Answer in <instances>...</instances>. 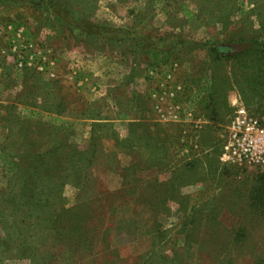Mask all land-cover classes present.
I'll use <instances>...</instances> for the list:
<instances>
[{"label":"rangeland","instance_id":"obj_1","mask_svg":"<svg viewBox=\"0 0 264 264\" xmlns=\"http://www.w3.org/2000/svg\"><path fill=\"white\" fill-rule=\"evenodd\" d=\"M39 2L0 0V195L11 182L19 195L15 168L22 153L53 145L58 134L84 153L95 123L102 151L84 189L67 183L57 195L63 207L43 201L48 206L39 212L21 211L16 234L24 233L19 239L30 250L24 257L0 253V264L263 259L264 207L251 197L264 168L224 163L222 148L237 106L264 119V54H243L244 41L264 42V0H46L54 5L50 13ZM96 26L123 32H110L120 42L84 30ZM143 39L172 48L169 63L153 64L138 45ZM210 43L240 57L216 61L205 47ZM90 62L102 64V77ZM30 80L35 97L25 101L27 89L19 95L15 87ZM38 106L56 117H44ZM124 139L129 149H121ZM70 170L65 166L63 176ZM56 180L32 182L36 201ZM127 203L144 233L136 240L128 225L117 224L123 218L117 206ZM152 204L160 210L153 218ZM57 209L61 231L46 222Z\"/></svg>","mask_w":264,"mask_h":264},{"label":"trees","instance_id":"obj_2","mask_svg":"<svg viewBox=\"0 0 264 264\" xmlns=\"http://www.w3.org/2000/svg\"><path fill=\"white\" fill-rule=\"evenodd\" d=\"M39 2L41 5V8L45 13H50L52 8H54V5L51 2H46V0H40ZM38 4V3H37ZM59 14L58 11H55L54 14ZM99 27V28H98ZM96 26V30H89L84 28V30L87 31L88 34L98 36V39L100 41H107L110 43H113L114 41L120 42L121 38L119 36H112L111 33H121V31H118L117 29L112 28H105L109 29V31L106 34L105 30H102V27ZM80 29H83V27L79 26ZM117 33V35H118ZM247 43L246 48L248 51L243 52V54H248L250 52H257L259 54H264V42H258L256 39H253L251 41H244ZM138 45L143 53H145L151 62L157 66H160L161 62L164 65H167L169 63L172 53V48L165 50L161 49L159 47H156L155 44H145V39L138 42ZM205 47L207 49H210L212 54H215L216 61H221L222 59H234L239 58L240 56L238 53H233L231 55L227 54V51L223 48H218L210 44H206ZM98 117V114H97ZM98 118H93V120H97ZM102 122V121H101ZM96 124H93V131L91 133V139L89 141V147L88 150H85L84 153H75L72 151V148L68 146L67 140L65 138L59 137V134L57 135L55 141L53 142V145L48 144L45 148H43L39 152H32L31 148H26V151L22 153L21 159H25L21 161V165L17 164L15 170L18 180V186H20V193L19 195H13L12 192H14V188L11 191L10 186L13 185L12 182L7 186L6 190L3 194L0 195V231H3L2 239H0V253L1 254H8L13 251H16L19 253L20 256L24 257L26 256L28 250H30L27 240H20L19 236H24L23 232L16 234V231L18 230L15 228V225L17 223V220L19 215L22 214L21 211L27 210L33 211V212H39L42 207H47L50 205L51 208L55 207L59 208V206L63 207L62 196L63 187L67 185V183H71L73 187H81V189L85 188L86 181L89 180L91 175V169L93 167V164H95L96 159L98 157V150H100V147L95 143L94 136L97 134V130L95 129ZM118 144V143H117ZM121 149H129L130 148V142L128 139L122 140L120 143ZM67 148H66V147ZM118 146V145H117ZM102 151V150H100ZM83 154V156H82ZM72 158L69 162L58 165L52 158L60 157L63 158V156H67ZM79 156V157H78ZM78 157V158H77ZM23 165V166H22ZM64 165V166H63ZM62 166L61 168H59ZM65 166H67V169L71 166V170L69 172L68 176H63L62 172H65ZM136 164H133V167H135ZM34 178H38L35 180ZM57 178L58 180L53 183L49 187L51 189L48 193L44 194L46 196V199L37 200L38 196L33 194V188L34 185L32 182H39V180H44V182H47L49 180H53ZM257 182V185L259 187L255 188V193L252 195L251 198H253V205L256 206L258 209L264 207V176H257V179L255 180ZM16 183V184H17ZM84 184V185H81ZM40 184V183H39ZM43 187V186H42ZM37 188L39 186L37 185ZM80 189V190H81ZM257 191V192H256ZM7 195L3 196L2 195ZM43 196V197H44ZM52 199L55 200L51 201ZM57 196V197H56ZM60 199V202L58 203L57 200ZM45 202L48 205H43L41 202ZM131 203V202H129ZM127 203V206H124L123 204L117 206L120 207V211L123 212V218L121 221H119L117 224H125V226L122 228L123 230H126L127 225L129 226L128 233L132 235L134 240L138 239L142 235H144L143 230L139 228V223L134 221L131 217H129L130 209L128 206L130 205ZM145 204H148V201L145 200ZM153 210L152 211V218L155 214L160 213V210H155L157 204H152ZM65 208H63L62 212ZM113 210V212H115ZM26 212V215L24 217H28ZM62 212L58 209L50 213V216L46 218V222H49V225L52 227H49V229L53 228L55 231L63 230V226H59L62 221ZM26 217V218H27ZM26 218H23V221H26ZM154 221V219H152ZM154 223V222H153ZM116 224V225H117ZM58 225V226H57ZM120 227V225H119ZM61 229V230H60ZM154 229V227H153ZM65 231V230H64ZM117 233H119V228H116ZM119 231V232H118ZM160 231V230H159ZM62 235V234H60ZM32 251V249H31ZM32 257V256H31ZM228 264V263H227ZM254 264H264V258L258 260Z\"/></svg>","mask_w":264,"mask_h":264},{"label":"built area","instance_id":"obj_3","mask_svg":"<svg viewBox=\"0 0 264 264\" xmlns=\"http://www.w3.org/2000/svg\"><path fill=\"white\" fill-rule=\"evenodd\" d=\"M222 161L246 167L264 168V119L239 105L229 122L222 148Z\"/></svg>","mask_w":264,"mask_h":264},{"label":"crops","instance_id":"obj_4","mask_svg":"<svg viewBox=\"0 0 264 264\" xmlns=\"http://www.w3.org/2000/svg\"><path fill=\"white\" fill-rule=\"evenodd\" d=\"M102 66V64H100V65H97V64H91V62H90V64L89 65H87V67H89V69H91V71L93 72H95V75H97V76H101L102 77V73H100L99 71H100V68L99 67H101ZM38 80V79H37ZM37 80H35V81H37ZM22 81V80H21ZM31 80H30V83H28V82H26V81H24V83H20V82H18L17 83V85H16V87H15V94H18L19 93V95L21 94V92L23 93V90L24 89H27V88H29L32 84H31ZM23 84H25V86L23 85ZM107 89V88H106ZM27 91L28 92H25V101H33V99H34V97H35V95H34V90L32 89V88H30V91H29V89H27ZM106 99H109L108 97V94H105L104 93V91H103V94H102ZM20 97V96H19ZM111 107L113 108H115V106L114 105H112L111 104ZM38 110L40 111H42L43 112V115L44 114H46V115H48V116H50V115H52V116H55L56 117V115H54L53 113H50L47 109H45L44 107H41V106H38ZM58 115V114H57ZM44 117H46L45 115H44ZM52 118H54V117H52ZM55 119V118H54ZM95 121H98V120H93V123L95 122Z\"/></svg>","mask_w":264,"mask_h":264}]
</instances>
